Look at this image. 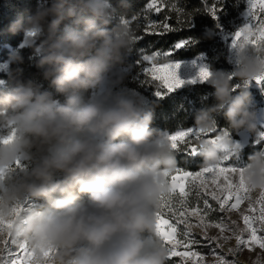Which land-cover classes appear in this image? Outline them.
Returning <instances> with one entry per match:
<instances>
[{
  "label": "clouds",
  "instance_id": "1",
  "mask_svg": "<svg viewBox=\"0 0 264 264\" xmlns=\"http://www.w3.org/2000/svg\"><path fill=\"white\" fill-rule=\"evenodd\" d=\"M116 12L110 0H43L12 26L35 49L44 78L66 97L58 102L31 79L0 93V222H10L0 239L10 234L25 245L31 264H169L156 223L161 198L170 194L166 173L177 167L173 134L150 126L152 109L120 87L123 73L111 74L102 92L83 96L137 40L134 17L121 15L107 27ZM235 47L232 73L210 72L205 80L215 103L195 115L202 167L238 151L227 131H217L215 113L230 129L246 127L264 138L250 108V85L264 81V40L241 38ZM19 60L10 54L9 62ZM233 77L241 81L238 91ZM241 168L248 188L264 191V148Z\"/></svg>",
  "mask_w": 264,
  "mask_h": 264
},
{
  "label": "trees",
  "instance_id": "2",
  "mask_svg": "<svg viewBox=\"0 0 264 264\" xmlns=\"http://www.w3.org/2000/svg\"><path fill=\"white\" fill-rule=\"evenodd\" d=\"M151 1L127 0L130 7L126 8L121 0H110L117 12L112 17V23L107 27L112 28L121 15L134 17L131 23L137 36L131 51L126 52L122 62L113 65L110 71L119 68L129 69V72L124 74L126 85L143 94L150 93L151 102L145 107L152 109L150 126L157 131L171 134L195 127L196 112L215 103L214 89L207 82H199L168 90L146 70L152 62L145 57L155 56L157 60L167 62L204 56L211 70L232 73L235 65L228 60V41L225 39V33L235 32L242 26L240 15L246 8V0H160L161 11L156 14L158 18L157 22H154L155 27L141 18ZM42 3L43 0H0V60L9 56L10 49H17L21 57V60L10 63L7 72L0 71V93L11 91L18 81L31 79L39 85L40 91L51 92L54 99L64 103L65 95L56 92L51 81L44 78L43 69L37 66L39 56L35 49L29 45L21 46L24 33L12 30L14 22H26ZM213 5L217 7L215 16L211 14ZM71 23V18L62 21L60 29L63 30L65 25ZM161 23H166L172 31H164L159 27ZM77 27L82 30L84 24L81 23ZM181 41L185 43L177 48L176 45ZM254 83L255 81L250 85L252 93L250 108L256 113L264 106V94L255 87ZM232 84L237 86L236 91H238L241 81L233 77ZM94 91L95 87L84 91V98L92 96ZM158 92L160 95H154ZM214 116L217 131H227L232 139H240L244 132L250 136L248 143L238 149L231 159L234 165L244 166L249 154L264 148V140H259L256 133L250 132L246 127L238 130L230 129L222 112L215 113ZM255 123L257 130L260 131L261 126L256 121ZM176 158L177 167L185 171L196 172L202 167V158L199 155L186 157V154L177 151ZM83 198L87 199L86 195ZM207 198L213 208L218 209L216 201ZM190 199L193 206L203 207L202 200H198L195 196ZM222 217L223 213L218 210L210 213L211 221L219 222ZM170 219L174 221V218ZM199 239L200 245L197 248L200 252L212 253L218 246L216 242L209 244L203 236H199ZM172 259L175 264L183 262L182 257Z\"/></svg>",
  "mask_w": 264,
  "mask_h": 264
},
{
  "label": "snow or ice",
  "instance_id": "3",
  "mask_svg": "<svg viewBox=\"0 0 264 264\" xmlns=\"http://www.w3.org/2000/svg\"><path fill=\"white\" fill-rule=\"evenodd\" d=\"M248 2L251 22L235 32L234 42L246 38L255 44L264 40V0H248ZM148 8L151 11L154 9L157 13L161 11V7L156 6L154 2L149 3ZM216 11L217 7L213 5L211 14L215 16ZM152 26H156L154 22ZM159 27L164 31H172L166 23H161ZM184 43L181 41L176 47L179 48ZM145 59L152 62L151 68L147 70L149 74L161 81L167 89H174L183 83L177 75L176 63L157 60L155 56H146ZM209 75L210 71L207 68L200 69L199 77L202 81ZM261 84H264V81ZM157 95L160 93L158 92ZM198 135L195 129L177 131L171 136L173 147L180 153L186 154V157H195L198 155V148L193 143V139ZM261 135L264 136V133ZM222 163L201 167L196 172L176 167L170 174L166 173L169 176L170 194L161 198L156 228L169 247V264H175L173 257H182V264H204V257L190 247L200 244L193 235L194 228L201 230L200 234L209 244L217 242L218 247H223L221 242L235 238L236 249H228L233 254L241 247L251 248L253 245H258L264 250V191L253 193L244 183L243 168L236 165L225 168L221 167ZM192 196L202 200L203 207L193 206L190 199ZM209 196L216 201L218 209L213 208L209 203L207 198ZM245 202L247 209L242 210L240 206ZM217 210L224 213L238 212L243 220V226H239L230 216L228 217L230 222H226L224 217L219 222L211 221L210 213ZM166 216L174 218V222H170L165 218ZM193 217L197 220L195 225L191 223ZM178 224L184 225L179 231H177ZM5 225H10V222H0V234L4 232ZM209 228L218 229V235H209ZM181 245L186 247L183 252L177 251ZM31 255L28 248L23 244H17L10 234L8 238L0 239V264H31ZM211 264H234V262L217 255Z\"/></svg>",
  "mask_w": 264,
  "mask_h": 264
},
{
  "label": "rangeland",
  "instance_id": "4",
  "mask_svg": "<svg viewBox=\"0 0 264 264\" xmlns=\"http://www.w3.org/2000/svg\"><path fill=\"white\" fill-rule=\"evenodd\" d=\"M153 2L156 4V6H160V3H161L160 0H152L150 3H153ZM156 14H157V12H155L154 9L151 11L147 6L146 11L144 14H142L141 18L143 20H145L147 22V24H153V22H157L156 20L158 17ZM240 16L242 19V26L239 27V29L242 28L245 24H248L251 22V17L249 15V2H248V0H246L245 10L241 13ZM239 29H237L236 31H238ZM235 32L225 33V39L228 41V43H227V45H228V60L230 63H232L233 65L236 66L238 57H237V51H236V47H235L236 41L234 42ZM24 41H25V34H24V38H23V41L21 43V46H27V44H25ZM13 52L17 53V49H10L9 56L5 59L0 60V71L7 72L9 70V66L11 63V62H9L10 61V54ZM6 62H9V63L6 64ZM167 62L176 63L178 65L177 75H178L179 79H181L183 81V83L179 87H183L185 85H190V84L199 83V82H206L205 80L202 81L199 77V71L202 67L207 68L210 72H213V73L217 72V71L211 70L207 66L204 56H199V57H196L193 59L170 60ZM151 66L152 65L147 66L146 70L150 69ZM128 72H129L128 68H119L116 70H111L109 75H107L105 77L104 82L101 85L95 87V91H94L93 95L98 94L99 92H102L103 89L109 85V76L111 74H115V73L127 74ZM254 85L256 88H258L260 90L261 93L264 94V84L257 85L255 82ZM120 87H122L125 91H129L133 95L137 96L139 98V100L142 102L144 107H147L149 105V103L151 102L150 93L149 94H143V93H141L135 89H132L126 85L124 80H123L122 84L120 85ZM154 95L157 96V93H154ZM256 113L257 114H256L255 121L257 122V124H259L261 126V130L259 132L264 133V106L260 107ZM189 129H195V127H192ZM184 130H187V129H184ZM179 131H182V130H179ZM175 133L176 132L171 133V134H175ZM249 138H250L249 134L244 132L240 139H233V142L238 146V149H240L248 143ZM258 139L264 140V138H261V137H258ZM230 166H234L231 159L229 161H225L221 164V167H225V168L230 167ZM238 167H240V166H238ZM209 198H211V197L209 196ZM240 207L242 210H246L247 209V202L242 204ZM258 207H259V205H257V208ZM222 213H223V217L225 218L226 222H230V221H228V217L230 216V218L232 220L237 221L239 226H241V227L243 226V220L240 217L238 212L234 211L231 213H224V212H222ZM165 218L169 219L170 222H174L170 219L171 217L166 216ZM191 223L193 225H195L197 223V220L193 217L191 219ZM183 227H184V225L178 224L177 225V231L181 230ZM200 232H201L200 229L194 228V230H193V235L195 236V238L197 240H200L199 236H202L200 234ZM218 233H219L218 229H215V228H209L208 229L209 235H218ZM259 234L260 233H258V235ZM177 238L179 239V237H177ZM221 243H223V247L217 246V248H215L212 253L200 252V250L197 248V246H199L200 244L195 245V246H190V247H192L194 251L199 252L201 254V256L204 257V264H211V261L215 260L217 255L223 256L228 261H233L234 264H257V261H259V264H264V250L260 249L258 245H253L251 248L241 247L239 251H237V252H235V254H233V253H230L228 251V249L229 248L236 249L235 238H233L227 242H221ZM185 250H186V247L184 245H181L180 247L177 248V251L183 252ZM182 260H183V258H182Z\"/></svg>",
  "mask_w": 264,
  "mask_h": 264
}]
</instances>
